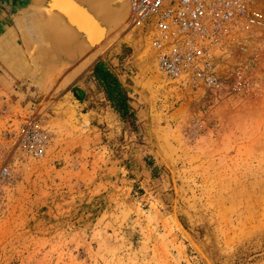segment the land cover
Segmentation results:
<instances>
[{
	"label": "rangeland",
	"instance_id": "374dc122",
	"mask_svg": "<svg viewBox=\"0 0 264 264\" xmlns=\"http://www.w3.org/2000/svg\"><path fill=\"white\" fill-rule=\"evenodd\" d=\"M122 23L98 57L130 85L135 129L90 77L77 88L90 128L61 76L10 80L2 97L39 114L49 141L0 179V264H264V99L230 60L217 91L173 85Z\"/></svg>",
	"mask_w": 264,
	"mask_h": 264
},
{
	"label": "built area",
	"instance_id": "2783aa9c",
	"mask_svg": "<svg viewBox=\"0 0 264 264\" xmlns=\"http://www.w3.org/2000/svg\"><path fill=\"white\" fill-rule=\"evenodd\" d=\"M128 5L130 28L146 40L157 73L168 82L194 92L217 91L219 67L230 60L248 75L250 94L264 99V0H128ZM2 98L0 179L10 176V163L43 157L49 141L39 114Z\"/></svg>",
	"mask_w": 264,
	"mask_h": 264
},
{
	"label": "water",
	"instance_id": "95a60500",
	"mask_svg": "<svg viewBox=\"0 0 264 264\" xmlns=\"http://www.w3.org/2000/svg\"><path fill=\"white\" fill-rule=\"evenodd\" d=\"M97 1L99 0H22L16 9L14 18L19 24H21L22 15L26 12L40 13L44 16L41 23L32 25L39 36V43L28 42L24 31L21 30L20 33L28 57L37 67L36 74L45 83L74 68L84 55L96 50L92 48L103 40L104 35H107L106 38L109 37V39L104 40L102 47L98 48L99 44L97 46V51L103 50L114 38L110 33L112 28L115 27L117 34L119 33L120 22L114 26L115 21L111 17L110 10L99 12L95 7ZM106 3L111 8L112 2ZM50 19H56L58 24L66 29L67 47L55 48L51 40H48L41 32V26ZM49 54H52L51 58ZM103 61L107 65V60L103 59ZM114 74L122 85L130 86L124 83L116 73ZM176 223L186 233L178 220Z\"/></svg>",
	"mask_w": 264,
	"mask_h": 264
},
{
	"label": "crops",
	"instance_id": "0c3cea01",
	"mask_svg": "<svg viewBox=\"0 0 264 264\" xmlns=\"http://www.w3.org/2000/svg\"><path fill=\"white\" fill-rule=\"evenodd\" d=\"M22 0H0V97L3 95L10 97V80L16 79L21 80L25 76L29 77L31 82L36 84L38 88L45 87L46 83L36 74L37 67L30 60L28 54L21 41L20 31H24L25 36L27 37L28 42L39 43V36L35 31V28L32 25L39 24L44 20V16L40 13L26 12L22 15L21 24L16 22L14 18V13L16 9L20 6ZM43 24L41 28L44 26ZM40 28V30H41ZM94 56V52H88L84 55L76 64L74 68L68 69L64 75L61 76L60 85L63 82L71 83L70 92L65 95H70V101H75L79 106L73 108V111L82 115V123L86 124L87 128L93 126L92 117L97 114L96 109L92 108L90 105V100L76 99L73 90L80 92L77 88L82 89V81L89 76V69L92 64L99 59L98 56ZM78 68V69H77ZM94 81V80H93ZM84 83V82H83ZM86 83V82H85ZM8 86V88H7ZM57 87V88H58ZM9 89V90H8ZM3 96V97H4ZM88 103V104H86ZM80 109V110H79Z\"/></svg>",
	"mask_w": 264,
	"mask_h": 264
},
{
	"label": "trees",
	"instance_id": "16d2710c",
	"mask_svg": "<svg viewBox=\"0 0 264 264\" xmlns=\"http://www.w3.org/2000/svg\"><path fill=\"white\" fill-rule=\"evenodd\" d=\"M89 71L90 76L101 89L112 111L121 121L127 122L135 129L134 112L128 103V89L117 80L114 72L101 59L96 60ZM73 89L74 87H72V92L75 98L82 99L80 94Z\"/></svg>",
	"mask_w": 264,
	"mask_h": 264
},
{
	"label": "bare ground",
	"instance_id": "6f19581e",
	"mask_svg": "<svg viewBox=\"0 0 264 264\" xmlns=\"http://www.w3.org/2000/svg\"><path fill=\"white\" fill-rule=\"evenodd\" d=\"M108 1L112 2L111 3V8L108 7V4L106 3ZM108 1H106V0H99V1H97L96 4H95L96 9L99 12H104V11H107V10L109 11L110 10V12L112 14L111 17H113V20L115 21L113 23L114 26H115V24H117L119 22L122 25L123 24L122 23L123 19L125 20L127 18V16H128V13H129L128 0H108ZM121 25H120V28H121ZM41 32L44 34V36L48 40H51V42L53 43V45H54L55 48H57V49H63L64 46L67 47V45H68V33H67L66 29H64L62 26H60V24H58V22H57L56 19H50L49 22H47L41 28ZM110 33H111V35L113 34L114 38L112 39V41H114L115 40V37H116V34H117V29L115 27L112 28V30H110ZM106 36L107 35H104V37L102 38L103 40H100V42H98L99 46H98V44L97 45L95 44L96 46H94L92 48V49L96 48V50L93 51L94 52V56H92V57H96L97 55L104 54L105 52L108 51L107 50V47H109V44L110 43L112 44V41L103 50H98L97 51V46H98V48L102 47V45L104 43V40L105 39L106 40L109 39V37L107 39ZM93 52H91V54ZM49 56L51 58L52 57V54H49Z\"/></svg>",
	"mask_w": 264,
	"mask_h": 264
}]
</instances>
